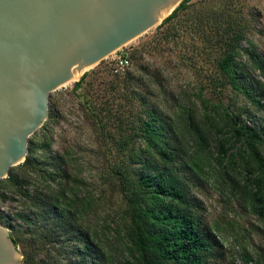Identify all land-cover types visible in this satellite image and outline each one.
<instances>
[{"label":"trees","instance_id":"obj_1","mask_svg":"<svg viewBox=\"0 0 264 264\" xmlns=\"http://www.w3.org/2000/svg\"><path fill=\"white\" fill-rule=\"evenodd\" d=\"M187 4L180 0L158 25L175 17ZM227 16L203 14L187 20L201 32L204 43L200 52L214 48L218 85H229L262 108L264 56L252 45H242L244 22ZM241 50L258 77L239 60ZM130 53H126L128 58ZM120 73L130 85L132 72ZM85 75L83 72L74 80L72 87H78ZM47 97L45 120L49 121L54 111L49 93ZM140 102L134 110L130 102L126 106L91 105L88 110L101 135L111 138L116 152L109 167L124 204L118 227L122 263L222 264L225 244L202 220L204 206L191 186L216 163L215 171L232 193L264 218V114L248 121L251 118L245 108L219 109L216 115L203 112L199 118L186 108L182 109L183 133L156 105L142 96ZM41 145L37 151L38 145L27 137L23 160L10 165L0 177V200L19 201L12 211L0 208V223L8 227L22 255L19 264H113L94 231L79 220L83 200L75 195L73 184L52 187L47 183L48 178L68 182L74 178L65 169L64 155L52 151L46 139ZM32 172L38 173L44 184H34ZM241 257L244 264L259 263L248 250Z\"/></svg>","mask_w":264,"mask_h":264},{"label":"rangeland","instance_id":"obj_2","mask_svg":"<svg viewBox=\"0 0 264 264\" xmlns=\"http://www.w3.org/2000/svg\"><path fill=\"white\" fill-rule=\"evenodd\" d=\"M187 2L172 19L150 26L115 49L131 52L129 65L124 68L132 72L130 85L121 79L120 72L124 70L113 73L112 51L83 71L86 75L78 87H72L75 79H71L51 89L48 93L53 103V119L44 118L28 135L38 145L37 151L46 139L52 151L64 155L65 169L74 180L68 182L55 177L46 181L52 187L73 184L75 195L83 200L79 204V220L94 231L95 239L110 253L113 264H123L118 227L124 204L109 167L116 159V152L111 138L103 137L89 117L91 105L126 106L130 102L134 110L140 107L142 96L174 119L183 133L186 131L183 127L186 108L199 118L203 112L216 115L219 109L245 108L251 118L248 121L264 114V105L256 107L242 92L229 85H218L214 48L200 52L204 43L201 32L193 29V24L187 20V17L217 16L219 13L241 19L246 27L242 45H252L264 56V0ZM239 60L254 78L258 77L257 70L251 68L242 50ZM261 102L264 104V95ZM262 152L264 155V147ZM211 165L204 170L203 179L191 186V191L204 206L202 220L216 230L225 244L222 264H244L241 257L244 250L257 258L259 263L254 264H264V218L255 215L240 195L232 193L215 171L217 164ZM30 180L34 184L45 182L36 172L31 173ZM18 206V200H0L2 209L12 211Z\"/></svg>","mask_w":264,"mask_h":264},{"label":"water","instance_id":"obj_3","mask_svg":"<svg viewBox=\"0 0 264 264\" xmlns=\"http://www.w3.org/2000/svg\"><path fill=\"white\" fill-rule=\"evenodd\" d=\"M179 1L0 0V177L23 160L51 89L160 23ZM21 257L0 223V264Z\"/></svg>","mask_w":264,"mask_h":264},{"label":"built area","instance_id":"obj_4","mask_svg":"<svg viewBox=\"0 0 264 264\" xmlns=\"http://www.w3.org/2000/svg\"><path fill=\"white\" fill-rule=\"evenodd\" d=\"M129 58L126 52L114 50L113 55L111 56V67L112 71L119 72L128 67Z\"/></svg>","mask_w":264,"mask_h":264},{"label":"bare ground","instance_id":"obj_5","mask_svg":"<svg viewBox=\"0 0 264 264\" xmlns=\"http://www.w3.org/2000/svg\"><path fill=\"white\" fill-rule=\"evenodd\" d=\"M88 67H89V66H87V67H83V68L80 69L79 71L75 72V73L73 74V76L71 77V79H75V78L78 76L79 72H82L83 70L87 69ZM71 79H69V80H71Z\"/></svg>","mask_w":264,"mask_h":264}]
</instances>
